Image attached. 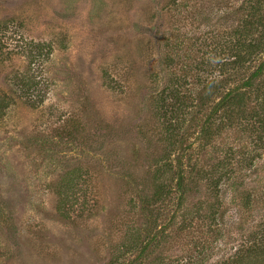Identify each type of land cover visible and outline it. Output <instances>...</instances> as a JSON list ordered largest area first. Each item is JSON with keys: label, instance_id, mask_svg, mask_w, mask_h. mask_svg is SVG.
Listing matches in <instances>:
<instances>
[{"label": "rangeland", "instance_id": "obj_1", "mask_svg": "<svg viewBox=\"0 0 264 264\" xmlns=\"http://www.w3.org/2000/svg\"><path fill=\"white\" fill-rule=\"evenodd\" d=\"M251 2L0 0V264H234L264 248L260 111L200 131L204 85L241 81L227 79ZM171 73L196 104L181 129L159 108ZM162 164L185 166L186 194L175 178L153 200Z\"/></svg>", "mask_w": 264, "mask_h": 264}, {"label": "trees", "instance_id": "obj_2", "mask_svg": "<svg viewBox=\"0 0 264 264\" xmlns=\"http://www.w3.org/2000/svg\"><path fill=\"white\" fill-rule=\"evenodd\" d=\"M251 4L252 10L245 15L240 26L234 30V36L236 38L232 48L234 58L231 60L230 65L236 71L233 70L230 79L226 78L227 80H235V75L237 74L239 75V80H241L240 83L236 85L229 84L226 88L225 86L227 84L208 82L201 90L202 94L200 95L199 105L201 109L208 107L209 110L201 124L200 131L203 132L207 140L211 139L217 133H220L223 127H226L224 125H231L235 121H241V119L256 109L260 112H256L255 116L261 114L262 120H264V0H252ZM202 78L203 76H199V80H202ZM182 80H187L185 75L171 73L169 82L161 91L162 93L158 99V102H160L159 108L163 111V116L169 118L170 125L173 122V126H176V128L179 127L180 129L187 122L185 116L191 113V107L196 105L193 96H189L188 92L181 90ZM33 84L35 82L33 83L30 80H25L22 83V89L25 95L31 94L29 90L33 87ZM218 93H222L221 96L214 99V96ZM261 95L262 99L259 100ZM7 99L8 96L0 95V113L4 114L8 109L10 102ZM254 99L260 101L257 102L258 108L256 106L249 108V102ZM169 142H173L172 138ZM157 172L160 176H156V179H163L164 173L168 174L171 178H169L168 182L161 179L159 184H156L157 189L152 197L154 201H160L171 193L172 188L170 187V183L175 178L180 192L183 195L188 192V189L184 186L186 179L185 166L180 165L177 172L174 171L176 176H173L175 177L171 176L172 174L170 170L165 168V164L160 165ZM77 186V179L75 176H72V178L70 177L67 180L64 190L65 192L71 191L73 193ZM61 192L62 200H60L58 207L64 213L71 202L70 198L74 195L62 194ZM147 202L149 201L147 200ZM144 204H146V201ZM257 246L248 249L246 254L238 255L234 264H247V261L250 260L248 259V255L252 257L249 263L264 264V248L262 250L259 248L258 251ZM133 248L130 246V250ZM257 255L262 256L257 257Z\"/></svg>", "mask_w": 264, "mask_h": 264}]
</instances>
